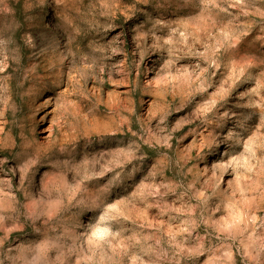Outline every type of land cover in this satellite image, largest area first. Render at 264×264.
<instances>
[{
	"label": "rangeland",
	"instance_id": "374dc122",
	"mask_svg": "<svg viewBox=\"0 0 264 264\" xmlns=\"http://www.w3.org/2000/svg\"><path fill=\"white\" fill-rule=\"evenodd\" d=\"M0 264H264V0H0Z\"/></svg>",
	"mask_w": 264,
	"mask_h": 264
}]
</instances>
